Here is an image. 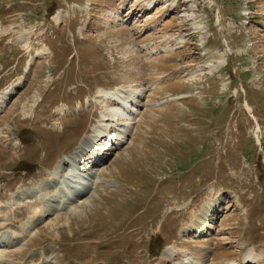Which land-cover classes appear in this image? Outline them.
Segmentation results:
<instances>
[{"label": "rangeland", "instance_id": "obj_1", "mask_svg": "<svg viewBox=\"0 0 264 264\" xmlns=\"http://www.w3.org/2000/svg\"><path fill=\"white\" fill-rule=\"evenodd\" d=\"M16 83L0 112V206L13 226L59 194L27 203L22 192L49 182L103 102L117 108L101 92L140 94L132 122L107 121L113 142L128 135L102 156L89 203L1 248L6 262L175 264L204 248V264H264V0H0V94ZM209 199L215 229L180 236Z\"/></svg>", "mask_w": 264, "mask_h": 264}, {"label": "bare ground", "instance_id": "obj_2", "mask_svg": "<svg viewBox=\"0 0 264 264\" xmlns=\"http://www.w3.org/2000/svg\"><path fill=\"white\" fill-rule=\"evenodd\" d=\"M18 85L19 83H16L10 86L9 88H7L3 93L0 94V112L4 111L10 98L13 95H15L16 90L18 89V87H20ZM129 88L125 87L121 89L116 88L114 89V91H102L99 98L100 102L104 100L106 102L113 103L115 104V106L117 105V108L114 109L108 103L103 102L105 109L102 112H100V118L96 120L97 123L95 122L96 125L94 123L93 124L94 127L93 128L91 127L92 129L90 133L82 137V140H80L81 142L78 145V149L72 155L67 156V158H69L68 160L59 161L58 164L54 165V169L48 172V176H49V182H47L48 184L47 183L44 185L37 184L36 186L27 188L25 190H30V191H24L20 196H24L25 194L27 196H30L27 198L41 196L42 197L41 201H43L45 197L42 196L41 191L45 189L48 190V188H52L54 186L56 188H59V192H60L59 194H57L55 197L47 198L46 204L42 209L37 210V207H33L29 209L30 210L28 211L29 213L31 212V210H33L34 212L30 213L29 220L23 222L19 226H13L11 224V222L13 221L12 218L16 217L15 211H13L12 208L10 209V211L5 208L2 209L0 206V220L4 221V225L8 227L12 226V230L13 227L18 228L21 226L19 229L16 230V232L18 231V234H14L11 233V231L8 228H4V229L1 228L2 226H4L1 225L0 248L17 249L23 246L25 239L31 235L32 229L36 227L44 219H46L48 216L54 214L58 215V213H63L65 207L68 204L74 202H77L78 204L80 203L81 206L89 203L88 202L89 199L88 197H85V195L86 193L89 192L92 193L94 188L100 181V177L98 176L99 175L98 169L99 167H101L100 157L104 156V154L109 153L111 150L115 149L113 148L115 144H120L127 139L128 130H129L128 127H126V129L121 128L122 130L119 129V131L117 130L118 133H120L118 134L120 137H118L119 139H117V141L113 142L112 141L113 138L110 135V131L112 132L114 129L117 128H115L114 125L108 124L107 121L109 120L111 122L116 123L118 120L117 118L119 116L120 119H126L127 121L132 122V118H133L132 116L135 114L136 111L133 106L137 105V99L139 98L140 93H138L135 89L132 88L129 89ZM108 128H110V130ZM106 139L109 143L107 142L108 144H103L102 142H105ZM23 199L24 198L20 199L19 201L24 202L25 200ZM35 201L37 200H32L27 203H33ZM202 203L203 205L202 206L200 205L201 207L199 206L200 210L197 213L196 212L193 213L192 215L193 218L191 219L189 224L186 227H184L183 230L181 229V231H179V235L181 233H183V235L184 234L188 235V237H186L188 241L192 240L191 236H193L195 239L196 238L202 239L203 237H205L208 231L212 232L215 229V227L213 229L214 225L212 221H214L216 218L213 217V219L211 220L212 217L211 212L214 209H217L215 210L217 211L216 214L220 213L219 211L221 209L218 208L219 201L217 199H209L208 201H204ZM19 207L22 206L19 205L18 208ZM79 212L80 209L78 208L73 209L71 217H79L78 216ZM65 220L67 221V223H69V220L67 218ZM172 249L173 248H169L168 250H166L163 256L169 261H171L175 257L174 250L172 251ZM203 252L205 253L204 248L203 251L199 250V252H195V253H192L191 251H184L183 259L184 258L185 259L182 260V258H180L179 262L177 263L204 264L205 263L204 258L206 257V254H204ZM2 253L4 254V258H3L4 262L3 259H1V257L3 256ZM41 257H42L41 255H35V256H31L30 258L38 259ZM246 258L249 260V263L251 261L250 259L253 260L251 256ZM6 261H8V258H6V254L3 251L0 252V264H13L12 262H6ZM32 261H34V259H32L31 262ZM50 262L51 260L47 261L48 264H50ZM229 264H236V263L229 262Z\"/></svg>", "mask_w": 264, "mask_h": 264}]
</instances>
